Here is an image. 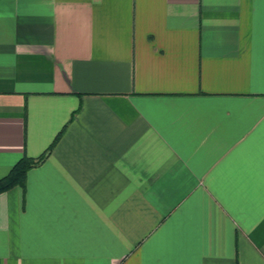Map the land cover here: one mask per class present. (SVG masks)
Segmentation results:
<instances>
[{
    "label": "crops",
    "instance_id": "crops-1",
    "mask_svg": "<svg viewBox=\"0 0 264 264\" xmlns=\"http://www.w3.org/2000/svg\"><path fill=\"white\" fill-rule=\"evenodd\" d=\"M0 264H264V0H0Z\"/></svg>",
    "mask_w": 264,
    "mask_h": 264
},
{
    "label": "trees",
    "instance_id": "trees-1",
    "mask_svg": "<svg viewBox=\"0 0 264 264\" xmlns=\"http://www.w3.org/2000/svg\"><path fill=\"white\" fill-rule=\"evenodd\" d=\"M51 147L52 145L36 158L21 157L4 176L0 177V193L15 186L24 187L28 170L41 164L49 154Z\"/></svg>",
    "mask_w": 264,
    "mask_h": 264
}]
</instances>
